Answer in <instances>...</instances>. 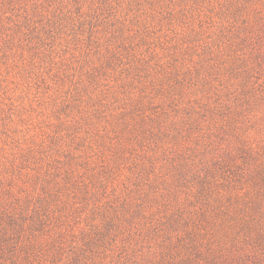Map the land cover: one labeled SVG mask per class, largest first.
Segmentation results:
<instances>
[{
    "label": "rangeland",
    "instance_id": "rangeland-1",
    "mask_svg": "<svg viewBox=\"0 0 264 264\" xmlns=\"http://www.w3.org/2000/svg\"><path fill=\"white\" fill-rule=\"evenodd\" d=\"M80 260L264 264V0H0V264Z\"/></svg>",
    "mask_w": 264,
    "mask_h": 264
},
{
    "label": "trees",
    "instance_id": "trees-1",
    "mask_svg": "<svg viewBox=\"0 0 264 264\" xmlns=\"http://www.w3.org/2000/svg\"><path fill=\"white\" fill-rule=\"evenodd\" d=\"M12 226L13 227L11 228V230H14V232L12 233V235L9 236L8 239L4 240L2 245L5 246L4 248L8 249V252L11 255L16 256L17 253L24 251L26 254L25 259H28L29 257L27 255L30 254L31 249L38 245L37 236L35 237V235H33V238H30V240H22L21 244H19L18 239L22 232V226H20L17 221ZM79 264H84V261L80 260Z\"/></svg>",
    "mask_w": 264,
    "mask_h": 264
}]
</instances>
